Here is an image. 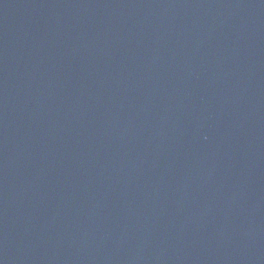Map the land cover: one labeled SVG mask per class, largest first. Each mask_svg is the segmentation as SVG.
<instances>
[{"label": "water", "instance_id": "water-1", "mask_svg": "<svg viewBox=\"0 0 264 264\" xmlns=\"http://www.w3.org/2000/svg\"><path fill=\"white\" fill-rule=\"evenodd\" d=\"M0 264H264V0H0Z\"/></svg>", "mask_w": 264, "mask_h": 264}]
</instances>
